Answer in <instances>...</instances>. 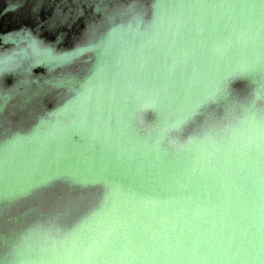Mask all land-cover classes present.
<instances>
[{"label":"water","instance_id":"95a60500","mask_svg":"<svg viewBox=\"0 0 264 264\" xmlns=\"http://www.w3.org/2000/svg\"><path fill=\"white\" fill-rule=\"evenodd\" d=\"M0 264H264V0H0Z\"/></svg>","mask_w":264,"mask_h":264}]
</instances>
